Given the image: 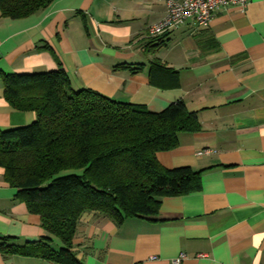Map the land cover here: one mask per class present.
Returning a JSON list of instances; mask_svg holds the SVG:
<instances>
[{"label": "crops", "instance_id": "1", "mask_svg": "<svg viewBox=\"0 0 264 264\" xmlns=\"http://www.w3.org/2000/svg\"><path fill=\"white\" fill-rule=\"evenodd\" d=\"M166 2L55 0L22 19L2 17L0 9V132L37 119L6 100L4 76L13 74L62 66L75 90L154 113L184 101L202 130L180 134L179 147L158 159L167 169L201 171V190L164 198L156 216L120 226L84 216L77 257L83 264H172L184 254L182 264H264V0H250L245 12L221 10L207 28L188 24L152 39L149 28L166 17ZM155 63L176 71L178 84L152 85V76L165 80ZM45 236L40 216L0 167V240L24 245ZM0 264L54 263L0 253Z\"/></svg>", "mask_w": 264, "mask_h": 264}, {"label": "trees", "instance_id": "2", "mask_svg": "<svg viewBox=\"0 0 264 264\" xmlns=\"http://www.w3.org/2000/svg\"><path fill=\"white\" fill-rule=\"evenodd\" d=\"M55 0H0L1 15L22 19L48 8ZM119 68H130L121 65ZM141 69L138 66L134 70ZM164 73L160 83L174 87L176 71L155 63ZM5 98L15 109L36 113L29 126L0 132V167L5 180L40 216L47 236L20 245L0 240V253L40 258L54 264H83L75 240L88 214L122 225L126 220L154 217L164 198L201 190V171L165 168L161 152L179 147V135L198 133L202 125L177 101L160 113L123 104L100 93L77 91L61 66L58 70L4 76ZM56 238L62 247H56Z\"/></svg>", "mask_w": 264, "mask_h": 264}, {"label": "built area", "instance_id": "3", "mask_svg": "<svg viewBox=\"0 0 264 264\" xmlns=\"http://www.w3.org/2000/svg\"><path fill=\"white\" fill-rule=\"evenodd\" d=\"M250 0H167V14L160 22L149 28V37L162 38L188 24L196 28H207L221 10L238 9L245 12ZM210 153V150L200 152ZM203 257V256H201ZM187 258L181 254L172 264H182Z\"/></svg>", "mask_w": 264, "mask_h": 264}]
</instances>
